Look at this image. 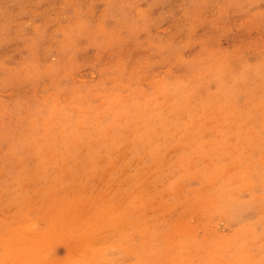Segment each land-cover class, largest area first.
Segmentation results:
<instances>
[{
    "label": "rangeland",
    "instance_id": "obj_1",
    "mask_svg": "<svg viewBox=\"0 0 264 264\" xmlns=\"http://www.w3.org/2000/svg\"><path fill=\"white\" fill-rule=\"evenodd\" d=\"M263 119L264 0H0V264H264Z\"/></svg>",
    "mask_w": 264,
    "mask_h": 264
},
{
    "label": "bare ground",
    "instance_id": "obj_2",
    "mask_svg": "<svg viewBox=\"0 0 264 264\" xmlns=\"http://www.w3.org/2000/svg\"><path fill=\"white\" fill-rule=\"evenodd\" d=\"M160 84H161V83H160ZM184 89H185V88H184ZM184 89H183V90H184ZM177 92H178V91H177ZM177 92H176V94H177ZM181 94H183V93L181 92ZM232 94H233V93H232ZM186 96H187V95H186ZM175 97H176V95H175ZM178 97H179V96H178ZM183 97H184V96L182 95L181 98H183ZM173 98H174V97H173ZM228 98H229V97H228ZM177 99H178V98H177ZM187 99H188V96H187ZM191 99H192V97H191ZM191 99H190V100H191ZM180 100H181V99H180ZM234 100H236V99H234ZM172 102H173V101H172ZM178 102H179V101H178ZM181 102H182V101H181ZM187 102H189V99H188ZM174 104H175V103H174ZM181 104H183V102H182ZM226 104H228V102H227ZM230 104H232V103H230ZM189 105H190V104H189ZM232 105H233V104H232ZM232 105H231V106H232ZM234 105L236 106V104H234ZM149 106H150V105H149ZM175 106H176V105H175ZM187 106H188V105H187ZM225 106H226V105H225ZM147 107H148V106H147ZM150 107H151V106H150ZM210 107H211V106H210ZM229 107H230V106H229ZM177 108H178V107H177ZM187 108L189 109V107H187ZM187 108H186V111L188 110ZM190 108H191V106H190ZM194 108H195V106H194ZM207 108H208V107H207ZM218 108H219V107H218ZM149 109H150V108H149ZM175 109H176V108H175ZM178 109H179V108H178ZM182 109H183V108H182ZM191 109H192V108H191ZM213 109H214V108H213ZM139 110H140V109H139ZM142 110H145V109L142 108ZM184 110H185V109H184ZM135 111H136V110H135ZM135 111H134V113H135ZM152 111H153V110H152ZM172 111L175 112V110H172ZM177 111H178V110H177ZM180 111H181V110H180ZM180 111H178V112H180ZM186 111H185V112H186ZM189 111H190V110H189ZM192 111H193V110H192ZM146 112H147V110H146ZM156 112H157V111H156ZM169 112H170V111H169ZM187 112H188V111H187ZM187 112H186V114H187ZM214 112H216V111H214ZM240 112H241V111H240ZM160 113H162V112H160ZM166 113H167V112H166ZM175 113H177V112H175ZM198 113H199V112H198ZM219 113H220V112H219ZM224 113H226V112H224ZM145 114H146V116H147V113H145ZM155 114H156V116H158V113H155ZM155 114H154V112H153V115H155ZM162 114H163V113H162ZM164 114H165V112H164ZM172 114H173V112H172ZM192 114L195 115V113H192ZM207 114H208V113H207ZM132 115H133V114H132ZM159 115H160V114H159ZM196 115H197V114H196ZM200 115H201V114H200ZM167 116H169V115H167ZM185 116L187 117L188 115H185ZM198 116H199V114H198ZM243 116H244V115H243ZM245 116H246V115H245ZM259 116H260V115H259ZM120 117L122 118V116H120ZM159 117H161V116H159ZM159 117H158V118H159ZM170 117H171V116H170ZM170 117H169V118H170ZM194 117H195V116H194ZM251 117H252V116H251ZM251 117H250V119H251ZM112 118H113V117H112ZM130 118H131V117H130ZM146 118H148V117H146ZM149 118H150V116H149ZM169 118H168V119H169ZM187 118H188V117H187ZM187 118H186V120H187ZM221 118H223V117H221ZM225 118H227V117H225ZM113 119H114V118H113ZM118 119H120V118H118ZM118 119H117V120H118ZM122 119H123V118H122ZM153 119L156 120V121L158 120V119H155V117H153ZM160 119H161V118H160ZM170 119H171V118H170ZM175 119H176V118H175ZM175 119H174V120H175ZM203 119H204V118H203ZM236 119H237V118H236ZM171 120L173 121V119H171ZM252 120H253V117H252ZM263 120H264V119H263ZM113 121H114V120H113ZM164 121H165V120H164ZM172 121H169V123L172 122ZM189 121H191V120H189ZM194 121H195V120H194ZM218 121H219V120H218ZM239 121H240V120H239ZM115 122H117V121H115ZM126 122H127V121H126ZM158 122H160V121H158ZM173 122H174V121H173ZM176 122H178V121L176 120ZM186 122H187V121H186ZM201 122H202V121H201ZM226 122H228V121H226ZM117 123H118V122H117ZM123 123H125V122H123ZM153 123H155V122H153ZM161 123H162V122H161ZM161 123H159L158 125H160ZM163 123H164V122H163ZM165 123L167 124L168 121L166 120ZM169 123H168V124H169ZM187 123L189 124V122H187ZM196 123H197V121H196ZM204 123H205V122H204ZM235 123H236V122H235ZM244 123H245V122H244ZM147 124H148V123H147ZM150 124H151V123H150ZM172 124L174 125L175 123H172ZM177 124H179V122H178ZM177 124H176V125H177ZM191 124H192V123H191ZM194 124H195V123H194ZM199 124H200V123H199ZM214 124H215V123H214ZM124 125H125V124H124ZM152 125H153V124H152ZM162 125H164V124H162ZM162 125L159 126L158 130L160 129V127H161ZM170 125H171V123H170ZM180 125H181V124H180ZM183 125H184V124H183ZM206 125H207V124H206ZM218 125H219V123H218ZM245 125H246V124H245ZM79 126H80V125H79ZM105 126H106V125H105ZM167 126H168V125H167ZM192 126H193V125H192ZM200 126H201V124H200ZM226 126H227V124L225 125V127H226ZM80 127H81V126H80ZM108 127H109V126H107V128H108ZM116 127H117V126H116ZM116 127H115V128H116ZM148 127H150V126H148ZM172 127H174V126H172ZM177 127H179V126H177ZM177 127H176V128H177ZM181 127H182V125H181ZM195 127H196V126H195ZM195 127H194V128H195ZM202 127L204 128L205 126H202ZM233 127H234V126H233ZM76 128H78V127L76 126ZM164 128H165V127H164ZM166 128H167V127H166ZM179 128H180V127H179ZM231 128H232V126H231L229 129H231ZM58 129H59V128H58ZM67 129H69V128H67ZM72 129H73V128H72ZM72 129H71V130H72ZM78 129H79V128H78ZM108 129H109V128H108ZM155 129H157V128H155ZM171 129H172V128H171ZM171 129H170V130H171ZM186 129H187V128H186ZM198 129H199V128H198ZM233 129H234V128H233ZM237 129H238V128H237ZM90 130H91V128H90ZM93 130L95 131V129H93ZM122 130H123V129H122ZM170 130H169V132H170ZM179 130H180V129H179ZM181 130H184V128L181 129ZM188 130H189V131L192 130V133L194 132L193 129H191V128L189 129V127H188ZM88 131H89V130H88ZM99 131H100V130H99ZM105 131H106V130H105ZM117 131H118V130H117ZM162 131H163V129H162ZM171 131H172V130H171ZM175 131L177 132V129H176ZM186 131H187V130H186ZM197 131H198V130H197ZM201 131H202V129H201ZM205 131H206V129H204V132H205ZM238 131H239V130H238ZM248 131H250V130H248ZM260 131H262V130H260ZM84 132H85V131H84ZM90 132H91V131H90ZM102 132H103V130H102ZM106 132H107V131H106ZM106 132H105V133H106ZM155 132H156V130H155ZM159 132H160V134H161V130H160ZM198 132H199V131H198ZM210 132H211V131H210ZM210 132H209V133H210ZM221 132H222V131H221ZM225 132H227V131H225ZM250 132H251V131H250ZM80 133H81V131H80ZM95 133H97V131H95ZM100 133H101V132H99L98 134H100ZM173 133H174V132H173ZM206 133H207V132H206ZM246 133H247V132H246ZM248 133H249V132H248ZM259 133H261V132H259ZM103 134H104V133H103ZM163 134H164V132H163ZM163 134H162V135H163ZM170 134H171V133H169L168 136H169ZM174 134H176V133H174ZM181 134H182V133H181ZM190 134H191V133H190ZM193 134H194V133H193ZM195 134H197V133H195ZM228 134H229V133H228ZM234 134H235V133H234ZM250 134H251V133H250ZM256 134H257V133H256ZM261 134H262V133H261ZM90 135H91V134H90ZM93 135H95V134H93ZM166 135H167V134H166V132H165V136H166ZM178 135H179V134H178ZM197 135H198V134H197ZM219 135H220V133H219ZM223 135H224V134H223ZM235 135H236V134H235ZM243 135H246V134H243ZM247 135L249 136V134H247ZM251 135H252V134H251ZM263 135H264V134H263ZM263 135H262V136H263ZM67 136H68V135H67ZM96 136H97V135H96ZM159 136H160V135H159ZM195 136H196V135H195ZM198 136H199V135H198ZM203 136H204V135H203ZM217 136H218V135H217ZM239 136H240V135H239ZM253 136H254V140H255V135H253ZM260 136H261V135H260ZM148 137H149V138H148L147 140L149 141V139H150L151 136L148 135ZM161 137H162V136H161ZM189 137H193V136L191 135V136H189ZM263 137H264V136H263ZM184 138H185V137H184ZM186 138H187V136H186ZM186 138H185V139H186ZM193 138H195V137H193ZM203 138H204V137H203ZM239 138H240V137H239ZM246 138H247V137H246ZM260 138H262V137H260ZM155 139H156V138H155ZM158 139H159V138H158ZM162 139L164 140V138H162ZM168 139H169V138H168ZM176 139H177V138H176ZM176 139H175V140H176ZM179 139H180V138H179ZM189 139H190V138H189ZM191 139H192V138H191ZM195 139H196V138H195ZM199 139H202V138H199ZM199 139H198V140H199ZM205 139H206V138H205ZM215 139H217V138H215ZM232 139H233V138H232ZM241 139H242V138H241ZM84 140H85V139H84ZM160 140H161V139H160ZM170 140H171V138H170ZM170 140H169V141H170ZM177 140H178V139H177ZM213 140H214V139H213ZM217 140H219V139H217ZM217 140H216V141H217ZM229 140H230V139H229ZM229 140H228V141H229ZM63 141H64V139H63ZM139 141H140V140H139ZM148 141H147L146 143H148ZM154 141L159 142V141H157V140H154ZM169 141H168V142H169ZM179 141H180V140H179ZM190 141H191V140H190ZM230 141H231V140H230ZM243 141H244V138H243ZM64 142H65V141H64ZM150 142H151V141H149V143H150ZM163 142H164V141H163ZM170 142H171V141H170ZM173 142H174V141H173ZM175 142H176V141H175ZM192 142H193V141H192ZM197 142H198V141H197ZM233 142H234V141H232V144H233ZM239 142H240V141H239ZM106 143H107V142H106ZM138 143H139V142H138ZM141 143L143 144V142H141ZM181 143H182V142H181ZM205 143H206V141L204 142V144H205ZM224 143H225V142H224ZM249 143H250V142H249ZM77 144H78V143H77ZM135 144H136V143H135ZM150 144H151V143H150ZM150 144H149V145H150ZM154 144H155V143H154ZM161 144H165V142H164V143H161ZM171 144H172V143H170L169 145L171 146ZM194 144H195V143H194ZM253 144H254V143H253ZM59 145H60V144H59ZM159 145H160V144H159ZM196 145H197V144H196ZM207 145H208V143H207ZM209 145H210V144H209ZM237 145H239V144H237ZM255 145H256V144H255ZM147 146H148V145H147ZM152 146H153V143H152L151 147H152ZM192 146H193V145H192ZM212 146H213V145H212ZM212 146H211V147H212ZM229 146H230V145H229ZM261 146H262V145H261ZM95 147H96V146H95ZM144 147H145V146H144ZM144 147H143V148H144ZM148 147H150V146H148ZM154 147H156V146H154ZM159 147H161V146H159ZM159 147H157V148H159ZM184 147H185V146H184ZM198 147H200V145H199ZM216 147H217V144H216ZM232 147H233V146H232ZM237 147H238V146H237ZM242 147H243V144H242ZM162 148H163V147H162ZM204 148H205V147H204ZM238 148H239V147H238ZM250 148H251V147H250ZM183 149H186V148H183ZM183 149H182V151H185V150H183ZM216 149H217V148H216ZM230 149H231V148H230ZM240 149H241V148H240ZM247 149H248V148H247ZM260 149H261V148H260ZM145 150H146V149H145ZM150 150H151V148H150ZM152 150H153V147H152ZM154 150H156V149H154ZM161 150H162V149H161ZM180 150H181V149H180ZM197 150H198V149H197ZM219 150H220V149H219ZM237 150H238V149L236 148L234 151H237ZM255 150H256V149H255ZM263 150H264V149H263ZM156 151H157V150H156ZM156 151H155V152H156ZM159 151H160V150H159ZM159 151H158V154H160ZM164 151H165V150H164ZM182 151H181V152H182ZM205 151H206V150H205ZM215 151L217 152L218 150H215ZM246 151H247V150H246ZM257 151H260V150L258 149ZM152 152H153V151H152ZM185 152H186V151H185ZM231 152H232V151H231ZM241 152H242V151H241ZM144 153H145V152H144ZM177 153H178V152H177ZM182 153H183V152H182ZM189 153H190V151H189ZM192 153H193V152H192ZM200 153H201V152H200ZM206 153H207V152H206ZM214 153H215V152H214ZM251 153H252V152H251ZM145 154H147V153H145ZM175 154H176V153H175ZM180 154H181V153H180ZM183 154H184V153H183ZM190 154H191V153H190ZM196 154H198V153H196ZM217 154H218V153H217ZM219 154H220V153H219ZM152 155H153V154H152ZM154 155H155V153H154ZM154 155H153V156H154ZM156 155H157V154H156ZM176 155H177V154H176ZM188 155H189V154H188ZM202 155H203V154H202ZM211 155L213 156L214 154H211ZM227 155H228V154H227ZM148 156H149V155H148ZM178 156H179V154H178ZM186 156H187V155H186ZM190 156H192V154H191ZM198 156H199V155H198ZM198 156H197V157H198ZM205 156L208 157V155H205ZM214 156H215V155H214ZM257 156H258V155H257ZM77 157H78V156H77ZM154 157H155V156H154ZM181 157H182V155H181ZM183 157H185V156H183ZM193 157H194V156H193ZM200 157H201V156H200ZM263 157H264V154H263ZM263 157H262V158H263ZM164 158H165V157H164ZM203 158H205V157H203ZM241 158H242V156L240 157V159H241ZM251 158H252V157H251ZM151 159H152V158H151ZM155 159H156V157H155ZM187 159H190V158H187ZM196 159H197V158H196ZM208 159H209V157H208ZM216 159H217V158H216ZM216 159H214V160L217 161ZM240 159H239V160H240ZM253 159H255V158H253ZM152 160H153V159H152ZM205 160H206V158H205ZM183 161H184V160H182L181 162H183ZM187 161H188V160H187ZM190 161H191V160H190ZM181 162H179V163H181ZM188 162H189V161H188ZM195 162H196V161H195ZM223 162H224V161H223ZM243 162H244V161H243ZM243 162H242V163H243ZM260 162H261V161H260ZM177 163H178V162H177ZM177 163H176V164H177ZM185 163H186V162H185ZM185 163H184V164H185ZM207 163H208V162H207ZM238 163H239V162H238ZM242 163H241V164H242ZM255 163H256V162H255ZM262 163H263V161H262ZM209 164H210V163H209ZM244 164H245V163H244ZM248 164H249V163H248ZM258 164H259V162H258ZM263 164H264V163H263ZM188 165H189V164H187V167L190 166V165H189V166H188ZM193 165H194V164H193ZM198 165H199V164H198ZM245 165H246V164H245ZM178 166H180V164H179ZM199 166H200V165H199ZM207 166H208V165H207ZM239 166H240V165H239ZM239 166H238V168H239ZM259 166H260V165H259ZM168 167H169V166H168ZM175 167H176V166H175ZM180 167H181V166H180ZM182 167H183V169L186 168V167H184L183 164H182ZM182 167H181V168H182ZM194 167H195V166H194ZM201 167H202V165H201ZM201 167H199V168H201ZM242 167H243V166H242ZM242 167H240V168H242ZM246 167H247V166H245V168H246ZM251 168H252V167H251ZM251 168H250V169H251ZM178 169H179V168H178ZM187 169H188V168H187ZM209 169H210V168H209ZM108 170H109V169H108ZM181 170H182V169H181ZM181 170H178V172H181ZM205 170H207V169H205ZM225 170H226V169H225ZM237 170H238V169H237ZM251 170H253V169H251ZM163 171H165V170H163ZM190 171H191V170H189V172H190ZM194 171H195V170H194ZM219 171H220V170H219ZM219 171H218V172H219ZM254 171H255V170H254ZM202 172H203V171H202ZM173 173H175V172H173ZM183 173H184V172H183ZM190 173H191V172H190ZM196 173H197V172H196ZM219 173H220V172H219ZM219 173H217V174H219ZM227 173H228V172H227ZM230 173H231V172H230ZM245 173H246V172L243 173V172H240V171H236V172H235V178H238V179H239L240 176L247 175V173H246V174H245ZM256 173H257V171H256ZM205 174H207V172H206ZM258 174H259V172H258ZM168 175H169V174H168ZM172 175H173V174H172ZM175 175H176V174H175ZM177 175H178V174H177ZM179 175H180V174H179ZM186 175H187V173H186ZM104 176H105V175H104ZM104 176H103V177H104ZM166 176H167V175H166ZM209 176H210V175H209ZM218 176H219V175H218ZM218 176H217V177H218ZM248 176H249L248 183L251 185V175H250V173H248ZM254 176H255V174H254ZM256 176H257V175H256ZM258 176H259V175H258ZM181 177H182V176H181ZM195 177H196V176H195ZM201 177H202V176H201ZM171 178H172V176H171ZM175 178H177V177L175 176ZM175 178H174V179H175ZM187 178H188V177H187ZM215 178H216V177H215ZM259 178H260V177H259ZM203 179H204V178H203ZM222 179H223V178H222ZM163 180H164V179H163ZM163 180H162V181H163ZM198 180H200V182H202V178H201V179L198 178ZM198 180H196V181H198ZM209 180H211V179L209 178ZM220 180H221V179H220ZM225 180H226V179H225ZM165 181L167 182V180H165ZM165 181H164V182H165ZM170 181H171V180H170ZM172 181H173V180H172ZM172 181H171V182H172ZM174 181H175V180H174ZM177 181H178V180H177ZM180 181H181V179H180ZM180 181H179V182H180ZM205 181H206V180H204V182H205ZM215 181H216V180H215ZM217 181H218V179H217ZM168 182H169V178H168ZM183 182H184V181H183ZM200 182H199V183H200ZM206 182H207V181H206ZM245 182H246V181H245ZM254 182H256V181L254 180ZM254 182H253V184L255 185ZM154 183H155V182H154ZM210 183H211V182H210ZM220 183H222V181H221ZM155 184H156V183H155ZM170 184H171V183H170ZM170 184H169V185H170ZM201 184H202V183H201ZM204 184H205V183H203V185H204ZM207 184H208V182H207ZM207 184H206V185H207ZM211 184H212V183H211ZM217 184H219V182H218ZM249 184H248V185H249ZM183 185H185V184H183ZM232 185H233V184H232ZM250 185H249V186H250ZM201 186H202V185H201ZM221 186H222V185H221ZM257 186H258V185H257ZM259 186H260V185H259ZM171 187H172V184H171L170 188H171ZM198 188H199V187H198ZM198 188H197V189H198ZM200 188H201V187H200ZM213 188H214V187H213ZM240 188H241V186H240ZM244 188H245V187H244ZM247 188H248V186L246 187V189H247ZM249 188H250V187H249ZM249 188H248V189H249ZM257 188H258V187H257ZM259 188H260V187H259ZM203 189H204V188H203ZM216 189H217V188H215V190H216ZM237 189H238V188H237ZM242 189H243V188H242ZM254 189H255V188H254ZM201 190H202V189H201ZM210 190H211V189H210ZM213 190H214V189H213ZM215 190H214V191H215ZM252 190H253V189H252ZM187 191H188V189H187ZM191 191H192V190H191ZM219 191H220V190H219ZM231 191H232V190H231ZM238 191H239V190H238ZM244 191H245V190H244ZM211 192H213V191L211 190ZM216 192H217V191H216ZM222 192H223V191H222ZM239 192H240V191H239ZM187 193H188V192H187ZM192 193H193V192H192ZM226 193H227V192H226ZM230 193H231V192H229V194H230ZM244 193H245V192H244ZM250 193H251V195H253L252 192H250ZM261 193H262V191H261ZM163 194H164V193H163ZM193 194H194V193H193ZM204 194H205V193H204ZM210 194H211V193H210ZM219 194H221V193L219 192ZM239 194H241V193H239ZM207 195H208V194H207ZM211 195H212V194H211ZM211 195H210V196H211ZM214 195H215V194H214ZM224 195H226V194L224 193L223 196H224ZM254 195H255V194H254ZM256 195H257V194H256ZM210 196H209V197H210ZM215 196H216V195H215ZM219 196H220V195H219ZM219 196H218V194H217V198H218ZM223 196L221 195V197H223ZM231 196L233 197V195H231ZM234 196H236V195H234ZM258 196H259V195H258ZM202 197H203V196H202ZM209 197H208V198H209ZM251 197H252V196H251ZM173 198H174V197H173ZM176 198H177V197H176ZM197 198H198V197H197ZM212 198H214V199L212 200V202H213V201L215 200V197H212ZM236 198H237V197H236ZM236 198H234V200H235ZM255 198H257V197H255ZM177 199H178V198H177ZM194 199H196V198H194ZM221 199H222V198H221ZM227 199H228V196H227ZM201 200H202V199H201ZM223 200H225V199H223ZM231 200H232V199H231ZM236 200H237V199H236ZM244 200H246V199H244ZM197 201H198V200H197ZM206 201H207V200H204V202H206ZM220 201H221V200H220ZM186 202H187V201H186ZM200 202H201V201H200ZM217 202H218V201H217ZM225 202H226V201H225ZM229 202H230V201H228V203H229ZM182 203H183V202H182ZM202 203H203V202H202ZM214 203H215V202H214ZM214 203H211V204L215 205ZM228 203H227V204H228ZM231 203H234V202H231ZM237 203H238V200H237ZM251 203H252V202H251ZM251 203H250V205H251ZM211 204H210V205H211ZM216 204H217V203H216ZM219 204H220V203H219ZM224 204L226 205V203H224ZM229 204H230V203H229ZM240 204H241V203H240ZM248 204H249V202H248ZM225 205H223V206H225ZM232 205H233V204H232ZM234 205H235V203H234ZM253 205H254V204H253ZM120 206H121V205H120ZM201 206H203V205L201 204ZM226 206H227V205H226ZM240 206H243V205H240ZM211 207H212V206H211ZM217 207L219 208V205H218ZM229 207H231V206L229 205ZM250 207H251V206H250ZM250 207H248V208L251 209L253 206H252L251 208H250ZM254 207H255V206H254ZM221 208H222V207H221ZM226 208H227V207H226ZM231 208H232V207H231ZM243 208L247 209L246 207H243ZM223 209H224V208H223ZM195 210H196V209H195ZM214 210H215V209H214ZM220 210H221V209H220ZM227 210H228V209H227ZM208 211H210V210H208ZM223 211H224V210H223ZM203 212H204V210H203ZM229 212H230V211H229ZM229 212L227 211L226 213H228L229 216H230V213H229ZM245 212H246V211H245ZM205 213H206V212H205ZM216 213H217V212H216ZM220 213H221V211L219 212V214H220ZM223 213H224V212H223ZM238 213H239V212H238ZM240 213H241V211H240ZM260 213H261V211H260ZM198 214H202V213L198 212ZM208 214H209V213H208ZM221 214H222V213H221ZM255 214H256V213H255ZM223 215H225V214H222V216H223ZM192 216H194V215H192ZM202 216H203V215H202ZM206 216H207V215H206ZM206 216H205V217H206ZM258 216H259V215H258ZM263 216H264V215H263ZM263 216H262V217H263ZM205 217H204V218H205ZM220 217H221V216H220ZM103 218H105V217H103ZM208 218H209V217H206L207 220H208ZM233 218H234V216H233ZM263 218H264V217H263ZM234 219H235V218H234ZM255 219H256V218H255ZM257 219H258V218H257ZM201 220H202V219H200V221H201ZM230 220H231V219H230ZM230 220L228 219V221H230ZM232 220H233V219H232ZM237 220H238V219H237ZM180 221H181V219H180ZM183 221H184V220H183ZM254 221H255V220H254ZM254 221H253V222H254ZM256 221H257V220H256ZM259 221H260V220H259ZM213 222H214V221H213ZM231 222H233V221H230V222H228V223H231ZM262 222H264V220H262ZM262 222H260V223H262ZM141 223H142V222H141ZM146 223H147V222H146ZM176 223H178L177 225H178V228H179V225H180L179 223H180V222H176ZM196 223H197V222H196ZM207 223H208V221H207ZM217 223H218V222H217ZM249 223H250V222H249ZM255 223H256V222H255ZM258 223H259V222H258ZM136 224H137V223H136ZM152 224H154V223H152ZM152 224H151V226H152ZM181 224H182V223H181ZM219 224H220V223H219ZM250 224H251V223H250ZM97 225H98V223H97ZM142 225H143V224H142ZM183 225H184V224H183ZM183 225H182V226H183ZM185 225H186V222H185ZM185 225H184V226H185ZM192 225H193V224H192ZM194 225H195V224H194ZM199 225H201V224H199ZM199 225L197 224L196 227H197V226L199 227ZM210 225H212V224H210ZM247 225H248V224H247ZM254 225H257V224H254ZM174 226H175V225H174ZM180 226H181V225H180ZM182 226H181V227H182ZM186 226H187V225H186ZM204 226H207V227H208L207 224L204 225ZM204 226H203V227H204ZM258 226H259V225H258ZM155 227H156V226H155ZM181 227H180V229H181ZM200 227H201V226H200ZM241 227H242V226H241ZM243 227H245V226L243 225ZM247 227H248V226H247ZM251 227H252V226H251ZM149 228H150V226H149ZM187 228H188V229H187ZM187 228H186V229L189 231L190 228H189V227H187ZM204 228H205V227H204ZM209 228H210V227H209ZM239 228H240V227H239ZM253 228H254V227H253ZM153 229H154V228H153ZM156 229H157V228H156ZM156 229H155V230H156ZM174 229H176V228H174ZM174 229L172 228L173 232H175ZM182 229H184V227H183ZM186 229H185V230H186ZM191 229H192V228H191ZM191 229H190V232H191ZM200 229H202V228H200ZM235 229H236V228H235ZM240 229H242V228H240ZM240 229H239V230H240ZM248 229H252V228H250V226H249ZM255 229H256V228H255ZM255 229H254V230H255ZM166 230H167V229H166ZM176 230H178V229H176ZM192 230H195V229H192ZM198 230H199V229H198ZM209 230H210V229H209ZM237 230H238V229H237ZM261 230H262V229H261ZM168 231H169V230H168ZM188 231H187V232H188ZM195 231L197 232V230H195ZM203 231H204V230H203ZM206 231H207V230H206ZM235 231H236V230H235ZM242 231H243V229H242ZM154 232H155V231H154ZM164 232H165V231H164ZM170 232H171V233H170ZM170 232H169V233H170L171 235H173V234H172V231H170ZM185 232H186V231H185ZM190 232H189V234H190V235H193V234H191ZM238 232H239V231H238ZM238 232H237V233H238ZM94 233H95V232H94ZM207 233H208V232H206V234H207ZM237 233H236V234H237ZM239 233H240V232H239ZM8 234H9V233H8ZM150 234H151V233H150ZM159 234H160V233H159ZM159 234H158V235H159ZM170 234H169V235H170ZM174 234H175V233H174ZM186 234H187V233H185L184 236L188 237V234H187V235H186ZM195 234H196V233H195ZM203 234H204V232H203ZM153 235H155V234H153ZM158 235H156V237H158ZM216 235L218 236V234H216ZM220 235H221V234H220ZM16 236L19 237V234L16 235ZM163 236H167V235L165 234V235H163ZM173 236H174V237H172L173 239H176V238H177L176 234L173 235ZM182 236H183V235H182ZM193 236H195V235H193ZM234 236H235V235H234ZM237 236H238V234H237ZM20 237H21V236H20ZM147 237H149V236H147ZM156 237H155V240H157ZM159 237H160V236H159ZM169 237H170V236H169ZM195 237H196V236H195ZM242 237H243V236H242ZM21 238H22V237H21ZM93 238H94V237H93ZM93 238H92V239H93ZM145 238H146V237H145ZM145 238H144V239H145ZM170 238H171V237H170ZM178 238H179V237H178ZM191 238H192V237H191ZM203 238H204V236H203ZM238 238H239V237H238ZM244 238H245V237H244ZM138 239H139V238H138ZM141 239H142V238H140L139 241H141ZM151 239H153V238H151ZM187 239H188V238H187ZM192 239H195V238H192ZM196 239H197V238H196ZM201 239H202V238H201ZM239 239H241V236H240ZM155 240H154V241H155ZM159 240H160L161 243H162V238H161V239L159 238ZM166 240H167V239H166ZM166 240H164V242H165ZM198 240H200V239H198ZM210 240H212V239H210ZM210 240H209V241H210ZM226 240H227V238H226ZM230 240H232V239L230 238V239H229V242H230ZM243 240H244V239H243ZM8 241H9V240H8ZM87 241H88V240H87ZM151 241H152V240H151ZM168 241H169V240H168ZM181 241H182V240H181ZM190 241H192V240H190ZM190 241H189L188 243H190ZM195 241H196V240H194L193 242H195ZM200 241H201V240H200ZM203 241H204V239H203ZM203 241H202V242H203ZM232 241H233V240H232ZM235 241H236V240H235ZM235 241H234V242H235ZM239 241H240V240H239ZM16 242H17V241H16ZM145 242H146V241H145ZM148 242H149V241H148ZM166 242H167V241H166ZM183 242H184V240H183ZM196 242H198V241H196ZM206 242H208V240H207V241L205 240V243H206ZM212 242H213V240H212ZM247 242H248V241H246V243H247ZM18 243H19V242H17V244H18ZM39 243H40V242H39ZM177 243H179V242H177ZM191 243H192V242H191ZM205 243H204V244H205ZM235 243H236V242H235ZM167 244H168V243H167ZM206 244H207V243H206ZM211 244H212V243H211ZM214 244H215V243H214ZM214 244H212V245H214ZM230 244H231V243H230ZM232 244H234V243L232 242ZM37 245H38V243H37ZM162 245H166V244L164 243V244H162ZM178 245H179V244H178ZM198 245H199V244H198ZM198 245H196V246H198ZM222 245H223V244H222ZM245 245H246V244H245ZM245 245H244V246H245ZM169 246H170V245H168L167 247H169ZM230 246H231V245H230ZM230 246H229V247H230ZM263 246H264V245H263ZM15 247L18 248V245H16ZM163 247H164V246H163ZM208 247H209V244H208ZM223 247H224V245H223ZM25 248H26V247H25ZM36 248H37V247H36ZM154 248H155V247H154ZM230 248H231V247H230ZM233 248H235V247H233ZM241 248H243V247L241 246ZM18 249H19V248H18ZM156 249H157V247H156ZM214 249H215V248H214ZM223 249H224V248H223ZM226 249H227V248H226ZM226 249H225L224 251H226ZM243 249H244V248H243ZM19 250H20V249H19ZM41 250H42V249H41ZM159 250L162 251L161 248H160ZM164 250H165V249H163L162 252H164ZM208 250H209V249H208ZM234 250H235V249H233V250H231V251H234ZM239 250H240V248H239ZM244 250H246V246H245V249H244ZM20 251H21V253H22V250H20ZM168 251H169V250H168ZM168 251H166L167 254L164 253V255L168 256ZM213 251H214V250H213ZM227 251H229V250H227ZM241 251H242V250H241ZM17 252H19V251H17ZM238 252H240V251H238ZM244 252H245V251H244ZM251 252H252V251H251ZM262 252H263V250H262ZM170 253H171V250L169 251V254H170ZM242 253H243V252H242ZM19 254H20V253H19ZM157 254H158V253H157ZM176 254H177V253H176ZM196 254H198V253H196ZM258 254H259V253H258ZM87 255H88V254H87ZM159 255H160V254H159ZM227 255H228V254H227ZM240 255H241V254H240ZM262 255H263V254H262ZM28 256H29V255H28ZM162 256H163V255H162ZM197 256H198V255H197ZM197 256H196V257H197ZM210 256H211V255H210ZM230 256H231V254H230ZM258 256H259V255H258ZM142 257H143V256H142ZM207 257H208V255H207ZM244 257L246 258V255H245ZM251 257H252V256H251ZM254 257H255V256H254ZM261 257H262V256H261ZM82 258H84V257H82ZM164 258L166 259V257H164ZM240 258H241V257H240ZM262 258H263V257H262ZM162 259H163V258H162ZM198 260H199V259H198ZM249 260H250V259H249ZM253 260H254V259H253ZM90 261H91V260H90ZM194 261H195V260H194ZM212 261H213V260H212ZM245 261H246V260H245ZM87 262H88V261H87ZM87 262H86V263H87ZM170 262H172L171 259H170ZM175 262H176V261H175ZM231 262H232V261H231ZM239 262H240V263H243V262H241V261H239ZM246 262H247V261H246ZM166 263H167V261H166ZM149 264H150V263H149ZM177 264H178V262H177ZM185 264H189V262H187V263H185ZM216 264H218V263H216ZM243 264H244V263H243ZM249 264H250V263H249ZM256 264H257V263H256Z\"/></svg>",
    "mask_w": 264,
    "mask_h": 264
}]
</instances>
